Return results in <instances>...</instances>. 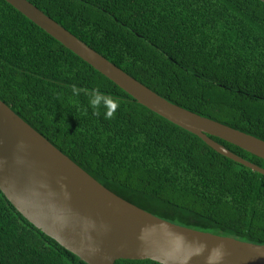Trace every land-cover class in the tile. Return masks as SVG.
<instances>
[{
	"label": "trees",
	"instance_id": "obj_1",
	"mask_svg": "<svg viewBox=\"0 0 264 264\" xmlns=\"http://www.w3.org/2000/svg\"><path fill=\"white\" fill-rule=\"evenodd\" d=\"M169 102L264 140L261 0H28ZM119 100L97 116L72 86ZM0 99L98 182L164 220L264 245V175L139 104L0 0ZM264 169V160L219 138ZM0 264H87L0 190ZM116 264H160L119 260Z\"/></svg>",
	"mask_w": 264,
	"mask_h": 264
},
{
	"label": "water",
	"instance_id": "obj_2",
	"mask_svg": "<svg viewBox=\"0 0 264 264\" xmlns=\"http://www.w3.org/2000/svg\"><path fill=\"white\" fill-rule=\"evenodd\" d=\"M5 1L139 104L198 136L219 154L264 175L263 168L213 137L263 160L264 140L169 102L30 1ZM0 190L31 224L87 264H116L119 260L264 264V245L174 224L110 191L1 99Z\"/></svg>",
	"mask_w": 264,
	"mask_h": 264
},
{
	"label": "clouds",
	"instance_id": "obj_3",
	"mask_svg": "<svg viewBox=\"0 0 264 264\" xmlns=\"http://www.w3.org/2000/svg\"><path fill=\"white\" fill-rule=\"evenodd\" d=\"M73 95L79 96L83 93L88 97V105L93 110V113L97 116L100 115V110L104 109V118L111 119L116 109L119 106V100L114 99L111 96L105 95L98 88L87 89V88H77L75 85L72 86ZM202 247H206L202 246ZM217 247H223V245H219Z\"/></svg>",
	"mask_w": 264,
	"mask_h": 264
}]
</instances>
